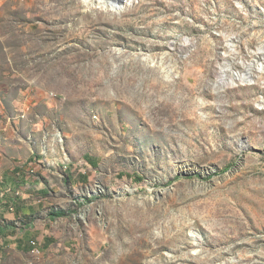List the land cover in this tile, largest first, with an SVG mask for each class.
Returning <instances> with one entry per match:
<instances>
[{
  "label": "rangeland",
  "instance_id": "374dc122",
  "mask_svg": "<svg viewBox=\"0 0 264 264\" xmlns=\"http://www.w3.org/2000/svg\"><path fill=\"white\" fill-rule=\"evenodd\" d=\"M98 1L0 0V264H264V0Z\"/></svg>",
  "mask_w": 264,
  "mask_h": 264
},
{
  "label": "water",
  "instance_id": "95a60500",
  "mask_svg": "<svg viewBox=\"0 0 264 264\" xmlns=\"http://www.w3.org/2000/svg\"><path fill=\"white\" fill-rule=\"evenodd\" d=\"M117 5V10L123 9L124 5L128 3V0H112Z\"/></svg>",
  "mask_w": 264,
  "mask_h": 264
},
{
  "label": "bare ground",
  "instance_id": "6f19581e",
  "mask_svg": "<svg viewBox=\"0 0 264 264\" xmlns=\"http://www.w3.org/2000/svg\"><path fill=\"white\" fill-rule=\"evenodd\" d=\"M129 1H131V0H129ZM98 3L108 4V6H110V7L117 8V5L114 4L113 2H110L109 0H99Z\"/></svg>",
  "mask_w": 264,
  "mask_h": 264
},
{
  "label": "built area",
  "instance_id": "2783aa9c",
  "mask_svg": "<svg viewBox=\"0 0 264 264\" xmlns=\"http://www.w3.org/2000/svg\"><path fill=\"white\" fill-rule=\"evenodd\" d=\"M13 210H16V208H3L1 211H7V212H12Z\"/></svg>",
  "mask_w": 264,
  "mask_h": 264
},
{
  "label": "crops",
  "instance_id": "0c3cea01",
  "mask_svg": "<svg viewBox=\"0 0 264 264\" xmlns=\"http://www.w3.org/2000/svg\"><path fill=\"white\" fill-rule=\"evenodd\" d=\"M12 215H13V214L11 213V214H9V215H7V216L12 217Z\"/></svg>",
  "mask_w": 264,
  "mask_h": 264
},
{
  "label": "trees",
  "instance_id": "16d2710c",
  "mask_svg": "<svg viewBox=\"0 0 264 264\" xmlns=\"http://www.w3.org/2000/svg\"><path fill=\"white\" fill-rule=\"evenodd\" d=\"M54 214H56V213H54ZM62 213H59V214H56V215H61Z\"/></svg>",
  "mask_w": 264,
  "mask_h": 264
}]
</instances>
